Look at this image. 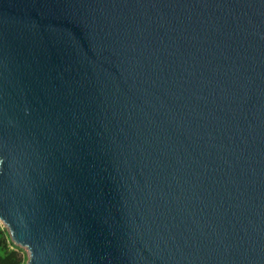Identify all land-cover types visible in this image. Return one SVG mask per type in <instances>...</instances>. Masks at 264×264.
Returning <instances> with one entry per match:
<instances>
[{"label": "water", "instance_id": "obj_1", "mask_svg": "<svg viewBox=\"0 0 264 264\" xmlns=\"http://www.w3.org/2000/svg\"><path fill=\"white\" fill-rule=\"evenodd\" d=\"M0 221L26 264H264V0H0Z\"/></svg>", "mask_w": 264, "mask_h": 264}, {"label": "trees", "instance_id": "obj_2", "mask_svg": "<svg viewBox=\"0 0 264 264\" xmlns=\"http://www.w3.org/2000/svg\"><path fill=\"white\" fill-rule=\"evenodd\" d=\"M26 260L23 250L15 246L8 232L0 227V264H25Z\"/></svg>", "mask_w": 264, "mask_h": 264}, {"label": "rangeland", "instance_id": "obj_3", "mask_svg": "<svg viewBox=\"0 0 264 264\" xmlns=\"http://www.w3.org/2000/svg\"><path fill=\"white\" fill-rule=\"evenodd\" d=\"M0 227H2L3 229H5L6 230V228L4 227V225L3 224H1V222H0ZM7 231V230H6ZM22 249V248H21ZM23 250V252L25 253V255H26V257H28V253H27V251L25 250V249H22ZM27 261V260H26ZM26 264V263H25Z\"/></svg>", "mask_w": 264, "mask_h": 264}, {"label": "bare ground", "instance_id": "obj_4", "mask_svg": "<svg viewBox=\"0 0 264 264\" xmlns=\"http://www.w3.org/2000/svg\"><path fill=\"white\" fill-rule=\"evenodd\" d=\"M1 222V224H3V222L2 221H0ZM4 225V224H3Z\"/></svg>", "mask_w": 264, "mask_h": 264}]
</instances>
